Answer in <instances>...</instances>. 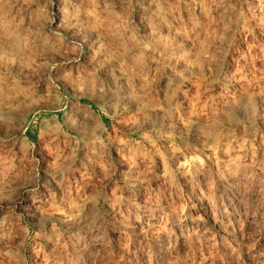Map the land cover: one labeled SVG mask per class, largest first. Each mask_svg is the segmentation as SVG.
Listing matches in <instances>:
<instances>
[{"label":"rangeland","instance_id":"1","mask_svg":"<svg viewBox=\"0 0 264 264\" xmlns=\"http://www.w3.org/2000/svg\"><path fill=\"white\" fill-rule=\"evenodd\" d=\"M0 264H264V0H0Z\"/></svg>","mask_w":264,"mask_h":264}]
</instances>
